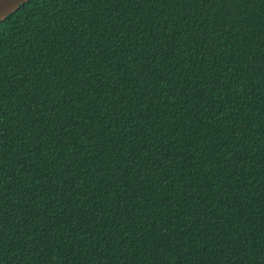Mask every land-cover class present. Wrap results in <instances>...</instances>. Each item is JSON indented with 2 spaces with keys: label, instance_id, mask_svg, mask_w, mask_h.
Segmentation results:
<instances>
[{
  "label": "trees",
  "instance_id": "obj_1",
  "mask_svg": "<svg viewBox=\"0 0 264 264\" xmlns=\"http://www.w3.org/2000/svg\"><path fill=\"white\" fill-rule=\"evenodd\" d=\"M0 264H264V0L1 20Z\"/></svg>",
  "mask_w": 264,
  "mask_h": 264
},
{
  "label": "water",
  "instance_id": "obj_2",
  "mask_svg": "<svg viewBox=\"0 0 264 264\" xmlns=\"http://www.w3.org/2000/svg\"><path fill=\"white\" fill-rule=\"evenodd\" d=\"M26 1L29 0H0V21L5 19Z\"/></svg>",
  "mask_w": 264,
  "mask_h": 264
}]
</instances>
